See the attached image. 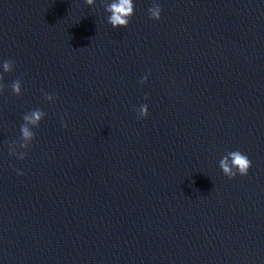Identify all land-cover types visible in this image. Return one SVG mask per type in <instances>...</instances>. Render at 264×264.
I'll list each match as a JSON object with an SVG mask.
<instances>
[{
	"label": "water",
	"instance_id": "95a60500",
	"mask_svg": "<svg viewBox=\"0 0 264 264\" xmlns=\"http://www.w3.org/2000/svg\"><path fill=\"white\" fill-rule=\"evenodd\" d=\"M110 2L0 0V264H264V0Z\"/></svg>",
	"mask_w": 264,
	"mask_h": 264
},
{
	"label": "clouds",
	"instance_id": "9594fccd",
	"mask_svg": "<svg viewBox=\"0 0 264 264\" xmlns=\"http://www.w3.org/2000/svg\"><path fill=\"white\" fill-rule=\"evenodd\" d=\"M96 0H85L86 5H94ZM134 3L133 0H111L110 3H106L105 11L109 13L107 16V22L113 27H127L131 17L134 14ZM162 8L158 3L153 2V5L148 9L149 18L153 20H159L161 18ZM13 60H6L3 62V71L5 73L11 72L14 67ZM147 75H145L140 83L143 84L147 81ZM4 77L0 74V92L4 90V84L2 83ZM13 94H21V81L17 79L10 85ZM43 92V90H41ZM44 97L47 101H53L54 97L50 93H44ZM147 99V96H145ZM138 111V118H144L148 115V105L142 104ZM46 113L43 110L36 109L26 113L23 116L24 123L21 125V138L19 141L20 149L24 151L17 152L13 145L16 142L9 144V154L16 156L18 159H25L27 156V149L29 148L32 141L35 139V132L33 128L39 126L40 121L44 118ZM31 126V127H30ZM66 126V125H64ZM219 167L222 172L229 179H233L239 174L240 176L248 175L251 167V160L249 157L239 150L230 151L224 155L219 161ZM19 175H23V172H18Z\"/></svg>",
	"mask_w": 264,
	"mask_h": 264
}]
</instances>
